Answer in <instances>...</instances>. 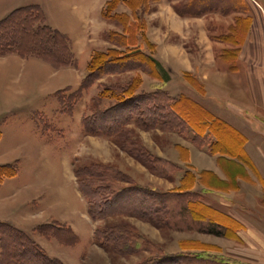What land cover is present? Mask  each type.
Here are the masks:
<instances>
[{
    "label": "crops",
    "instance_id": "obj_1",
    "mask_svg": "<svg viewBox=\"0 0 264 264\" xmlns=\"http://www.w3.org/2000/svg\"><path fill=\"white\" fill-rule=\"evenodd\" d=\"M105 1L0 0V19L14 8L37 4L44 11L46 22L69 38L74 60L76 53L74 41L81 42L80 49L87 52L89 59L93 50L105 49L111 45L102 38L103 31L110 28L121 30L101 16V8ZM176 1H152L149 11L145 13V31L148 39L154 44V50L150 52L145 46L142 48L155 58L159 76L154 77L139 70L142 76L139 90L153 92L161 89L169 97L168 105L173 104L170 109L181 114V117H192L197 121L198 117L206 119L211 114L226 121L234 130L229 131L231 137L225 139L222 144V141L218 140L215 150L212 151L209 143L217 141V138L210 129L205 128L203 135L206 138L200 144L192 139L195 130L190 126L192 131L190 137L175 141L168 147L166 155H160V151L152 148L153 152L175 163L181 162L191 169L195 174L191 189L199 192L200 200L205 204L212 205L215 200L226 207L231 202H250L254 198L264 202V186L258 178V175L264 178V5L256 2L258 7L252 6L247 13L251 16V23L236 60L231 62L223 60L219 54L223 48L233 47V44L218 40L215 35L227 32L234 17L240 15L239 10L223 14L217 9H207L200 14H179L174 8ZM116 9L130 11L123 1L119 2ZM96 10L98 15L95 13ZM90 19L96 24L95 35L102 38L99 46L93 48ZM8 56H13L12 59L25 64L33 55H21L12 51L0 55V58L6 60ZM231 65H235V68ZM185 72L192 74L198 80L203 91L185 81L183 78ZM10 118L0 121V148L29 153L31 144L36 143L37 149L34 146V150L41 149V153H37V159H40L43 149L53 147L52 140L40 133L39 126L31 117L24 126L27 138L18 133L23 132L19 126L17 128L20 129L16 130L11 127ZM14 137L18 140L13 141ZM176 143L187 149V160L181 157L175 147ZM42 156L44 157L43 154ZM17 158L19 162L17 159L0 161V164L6 162L17 164L15 175L0 180V221L8 222L25 231L50 257L58 258L66 264L62 257L52 254L55 245L49 244L48 238L55 237L58 240L57 236L46 235L37 228L47 223L58 231L67 227L61 222L65 219L71 221L67 228L74 236L78 235L77 231L79 232L76 228L78 225L73 221L74 214L72 212L62 214L64 207L62 187L57 191L56 179L45 173V175L42 173V176L40 174L41 170L56 167L57 163L55 162L54 165L51 161H47V157H44L43 163H28L32 171H35L33 176L36 177L29 180L30 177L20 175V165L24 162L25 155ZM71 160V155L63 156L62 165L71 171L69 175L74 180L77 195L86 204V217L91 219L93 236V219L87 211V201L75 180ZM39 203L45 204L43 207H46L47 213L43 215L39 213ZM57 215L62 220L58 219ZM41 217L45 219L38 220ZM35 230H39V235L34 234ZM251 230L254 233L258 232Z\"/></svg>",
    "mask_w": 264,
    "mask_h": 264
},
{
    "label": "trees",
    "instance_id": "obj_2",
    "mask_svg": "<svg viewBox=\"0 0 264 264\" xmlns=\"http://www.w3.org/2000/svg\"><path fill=\"white\" fill-rule=\"evenodd\" d=\"M121 1L129 8V12L116 10ZM152 1L155 0H106L101 8V15L121 30L110 28L103 31L104 39L111 45L105 49L92 51L86 65V73L78 88L68 95V103L65 102L64 96L59 95L61 89L56 92L59 102L67 104L65 111L70 112L72 105L81 97L82 90L89 87L99 76L103 74L120 76L134 71L127 74L125 80L119 77L109 84L100 83L99 92L92 95L89 100V106L94 113L84 115L83 122L89 130L103 129L113 137L121 149L151 172L169 178L171 172L177 168L175 163L150 152L141 139L126 127L125 124L130 118L134 117V122L142 128L154 126L157 122L163 123L162 127L168 129H176L179 123L189 124L195 130L192 139L200 144L205 141L203 132L208 127L217 138V141L209 143L212 151L215 150L218 140L220 142L223 135L234 129L226 121L211 114L206 119L198 117L197 121L192 117H181V114L170 109L173 104L168 105L169 97L161 89L153 92L139 90L142 82L139 70L154 77L159 76L155 58L142 48L145 46L150 52L154 50V44L148 39L145 31V13L149 11ZM243 2V0H177L174 8L179 14H200L212 8L227 13L232 10H245V5L242 8L240 6ZM250 23V15H236L227 32L215 35L216 39L233 44V47L220 51L219 56L223 60L231 62L236 60ZM12 51L21 55L41 57L54 67L74 62L68 37L46 22L44 11L37 4L14 8L0 19V55ZM231 66L235 68V65ZM183 78L203 91L192 74L185 72ZM102 98H110L113 103L100 108ZM99 121L101 127L98 126ZM175 147L181 157L187 160V149L178 143ZM16 172V163L0 164V180L13 176ZM73 173L80 192L86 198L87 211L92 219L102 218L105 212H110L106 211L109 208L107 205H113L115 209L112 211L137 216L156 226L197 227L196 229L203 231L225 234V227L211 213L216 210L202 202L199 194L191 189L195 174L189 168L184 170L178 186L161 192L156 191L151 183L141 185L135 182L115 163L91 161L75 167ZM258 178L264 186V178L260 175ZM186 219L188 221H185ZM49 226L50 224L45 223L37 228L46 235L54 234L52 228L47 230ZM58 233L56 230V234ZM93 235L94 241L105 250L120 254L142 250L149 252V256L133 264H224L232 260L222 255L207 253L203 248L210 246L205 244L199 245L201 248L199 252L164 253L155 241L138 232L125 219L96 226ZM0 250V264H64L60 259L50 257L25 231L4 221H0Z\"/></svg>",
    "mask_w": 264,
    "mask_h": 264
},
{
    "label": "rangeland",
    "instance_id": "obj_3",
    "mask_svg": "<svg viewBox=\"0 0 264 264\" xmlns=\"http://www.w3.org/2000/svg\"><path fill=\"white\" fill-rule=\"evenodd\" d=\"M243 1L240 6L242 8L245 5L246 9H239L240 15L247 14L252 6L258 7L256 2L264 5V0ZM210 10L215 9L212 8ZM217 10L219 11L220 9L217 8ZM95 13L98 15V10ZM94 25H96L95 22L90 19L92 48L98 47L102 38L104 39L103 34H101L102 38L95 35L96 29ZM80 48L81 42L74 41L76 52L74 63L63 68L61 66V68L54 67L34 55L25 64L18 62L17 59H12L13 56H8L6 60L0 58V121L11 117V127H14L15 130L23 129L22 133L20 131L18 133L23 134L24 138H27L28 135L27 131L24 130V126L27 125L31 117L35 124L39 126L40 133L52 140L53 147L43 149L42 154L47 157V161L49 160L53 164L56 162L57 165L56 167L53 166L52 168L41 170L40 174L42 176L43 173V175L46 174L51 178H55L58 186L57 191L62 187L64 202L62 214L66 215L68 212H72L74 214L73 221L78 225L75 227L79 230V232L77 231L78 235L74 236L67 228L71 221L62 220L57 215V218L65 223L67 229L60 228L58 230L59 233L56 234L55 227L53 228L50 225L47 228V230L52 228L53 230L51 231L54 232L58 240H61V242H58L55 237L48 238L49 244L55 245V250L52 251V254L62 257L66 264H133L141 258L149 256V252L142 250L120 254L115 251L105 250L94 241V235L92 236L91 234V219L86 217V204L77 195L74 180L69 175L71 171L62 165L63 156H72V170L91 161L115 163L120 169L128 173L135 182L141 185H149L151 183L154 189L159 192L178 186V178L180 175L182 176L184 170L188 167L181 162L175 163L172 161L177 168L171 172V177L155 174L125 150L121 149L114 142L113 137L105 133L103 129L95 128L94 130H89L83 122L84 115L94 113L89 106V97L99 92L100 83L109 84L119 77H123L122 79L125 80L127 74H132L133 71L120 76L118 74H103L99 76L93 82L96 84L92 83L89 87L82 90L81 97L72 105V111H65L67 110L65 106L67 104L59 102L56 89L61 88L59 95L64 96L65 102L68 103V95L78 88L80 79L85 74L88 59L87 52ZM144 86L145 84L142 85V87ZM63 87L69 89L64 90ZM112 103V99L102 98L99 107L105 108ZM100 123L99 121V127H101ZM125 125L155 155L158 154L153 152L152 148L160 151V155H166L168 147L175 141L189 138L192 133L189 124L182 123H179L176 129L162 127L163 123L161 124V122H157L154 126L148 128H142L134 122V117L130 118ZM17 126L20 128H17ZM228 137L231 136L229 134L223 135L221 144ZM16 140L18 138L14 137L13 141ZM34 146L37 149L36 143L31 144L29 153L11 151L5 147L0 148V161H14L15 159L18 161L17 157L25 155L24 162H21L20 165V175L22 177H30L29 180L35 179L36 177L33 176L35 171H32L28 163H43L42 161L45 158L40 154L41 160L37 159V153H41V149L35 151ZM159 157L167 159L163 156ZM197 193L199 194V192ZM257 200L254 198L250 202H231L226 207L219 201H213L211 206L216 211H211V213L225 227V234H215L196 229L197 227L156 226L137 216L126 215L115 210L112 211L115 209L113 205H107L109 208L106 211L110 210V212H105V216L93 219V227L101 226L105 222L112 223L125 219L138 232L155 241L164 253H175L178 251L186 253L199 252L201 250L199 245L205 244L208 247L210 246L209 248L202 247L207 253L222 255L232 259L228 263L224 262V264H264V202ZM43 205L45 204L40 205L39 213L41 215L47 213L46 207H43ZM43 218L45 219V217ZM43 218L41 217L38 220H44ZM187 219L185 221H188ZM53 223L55 224V222ZM251 229L258 232L254 233ZM38 233L39 230H35L34 234L37 235ZM44 239L47 240V238Z\"/></svg>",
    "mask_w": 264,
    "mask_h": 264
}]
</instances>
